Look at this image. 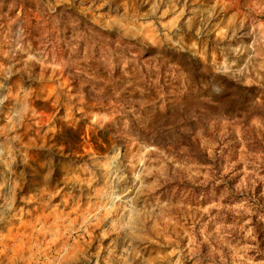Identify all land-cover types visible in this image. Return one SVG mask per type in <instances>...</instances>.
<instances>
[{"label": "rangeland", "instance_id": "obj_1", "mask_svg": "<svg viewBox=\"0 0 264 264\" xmlns=\"http://www.w3.org/2000/svg\"><path fill=\"white\" fill-rule=\"evenodd\" d=\"M0 264H264V0H0Z\"/></svg>", "mask_w": 264, "mask_h": 264}, {"label": "trees", "instance_id": "obj_2", "mask_svg": "<svg viewBox=\"0 0 264 264\" xmlns=\"http://www.w3.org/2000/svg\"><path fill=\"white\" fill-rule=\"evenodd\" d=\"M130 43L135 44L134 42H130Z\"/></svg>", "mask_w": 264, "mask_h": 264}]
</instances>
